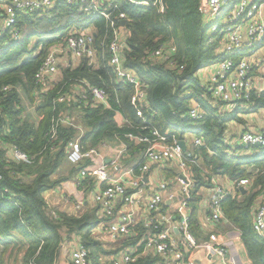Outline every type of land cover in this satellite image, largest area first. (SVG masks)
Here are the masks:
<instances>
[{"label":"trees","instance_id":"obj_1","mask_svg":"<svg viewBox=\"0 0 264 264\" xmlns=\"http://www.w3.org/2000/svg\"><path fill=\"white\" fill-rule=\"evenodd\" d=\"M112 1L119 6L118 11L125 14L122 60L145 90L142 113L146 121L137 115L131 104L133 86L117 82L108 65L111 30L98 12H85L84 5L70 6L63 2L48 11L30 15L19 12L15 23L18 38L10 32L0 38V141L3 144L0 145V264H29L31 261L55 264L65 231L78 235L89 250L91 264H102L99 256L107 253L91 235L97 222V206L88 208L79 217L55 211V218L42 197V192L57 187L79 171L76 165H66L67 142L79 133L78 129L58 124L56 137L50 138L52 125L66 111L74 115L76 124L83 128V149L117 138L133 160L143 155L147 144L126 137L128 133L150 136L151 129L155 128L178 140L200 138L202 146L189 145L188 148L197 162L190 164L195 186L188 200L189 224L196 238L199 188H212L210 179L214 176L230 181L253 178L250 189L224 196L221 207L223 219L240 232L252 264H264V240L253 228V208L264 189V152L254 157L246 153L226 156L227 123L233 119L243 124L242 131L246 130L245 121L238 114L263 110L264 93L255 94L250 106H239L232 112L220 110V103H216L218 100L207 86L204 71L225 54L219 52L218 39L207 43L208 31L199 11V0H163L162 13L152 6ZM116 25L119 26L118 22ZM73 29L92 31L97 52L95 62L88 66L86 59H80L74 67L60 68L58 79L52 80L43 92L39 89V97L34 96L33 77L47 51ZM168 42L175 47L170 60L152 54ZM79 79L103 88L108 95V106L56 100L59 93L66 94ZM7 85L11 90L3 92L2 87ZM17 86L34 104L37 122L25 117ZM191 102L202 106L201 119L191 120L186 116ZM8 145H16L32 162L10 160ZM142 162L143 159L139 160L134 172ZM161 171L169 179L177 175L176 170L168 166ZM77 185L89 190L94 184L85 177ZM166 208L165 203L163 210ZM133 227L122 241L121 249L133 248V260L126 264H162L157 255L143 253L144 241H141L154 230L146 228L144 223ZM93 247L95 254L91 253ZM22 248L23 254L19 255Z\"/></svg>","mask_w":264,"mask_h":264},{"label":"built area","instance_id":"obj_2","mask_svg":"<svg viewBox=\"0 0 264 264\" xmlns=\"http://www.w3.org/2000/svg\"><path fill=\"white\" fill-rule=\"evenodd\" d=\"M136 6H152L159 12L164 11L163 0H125ZM63 2L70 6H82L85 12H98L107 21L111 30V39L107 45L108 65L111 67L117 82L128 83L133 86L131 104L137 115L144 121L142 107L145 101V90L139 78L123 65V25L125 14L118 11V5L112 0H2L0 11V38L10 32L16 39L18 32L15 29L17 14L24 12L26 15L38 11H48L56 3ZM199 11L203 16L208 31L207 43L220 41L219 52L225 54L223 58L212 62L205 70L206 83L212 96L220 103L223 111L232 112L239 106L253 104L254 95L264 93V0H199ZM224 18V19H223ZM118 22L119 26L116 25ZM175 51L171 42L158 47L152 54L163 60H170ZM97 52L94 47V35L91 30L79 32L69 31L60 42L53 44L47 51L44 59L36 70L34 80V96L37 92H43L50 82L58 79V71L61 67L70 65V60L86 59L88 66L95 62ZM236 55V57H235ZM18 87V86H17ZM16 87V88H17ZM3 92L11 90V86H3ZM58 102L69 101L78 104L93 103L107 105L108 95L103 88L90 84L85 79L77 80L66 94L59 93ZM78 107V105H76ZM204 110L199 103L191 102L187 108L186 116L191 120H199L203 117ZM58 124L77 128L79 133L67 142L66 158L72 165H80L83 159L90 160V166H79V180L88 177L98 187L95 200L101 207V216L107 218V231L112 237L128 236L131 227L134 226L133 217L136 205L142 206L147 212L144 222L146 228H152L154 233L142 239L143 253L151 251L160 258L162 264H190L183 261L185 252L193 253L201 247H206L210 257L215 258L216 264H228V250L222 244L200 243L190 228L189 194L195 186L192 180L190 164H197L196 157L186 149L183 151L178 144V139L172 134L160 133L157 129H151L150 136L126 134L125 136L138 142L147 144L144 150L143 162L137 167V172L132 170L112 176L104 161L96 164L94 158L100 156L99 147H106L107 141L100 142L97 146L82 148L81 139L83 128L76 124L75 116L68 111L60 115L50 130V138L56 137ZM191 144L202 146V140L192 137ZM0 145H3L0 141ZM8 158L12 161L31 163L25 153L16 145H8ZM126 150L122 143L116 159ZM264 152V129L244 130L238 139L229 142L226 156L234 154L250 153L258 155ZM168 164L177 172L176 177L170 181L161 182L157 189L145 200L140 201L141 187L145 175L153 168ZM134 172L130 179L126 174ZM77 180V184L79 183ZM175 180L181 184V194L178 206L173 211L163 210L166 200L176 197L170 193L167 198L163 192L169 183ZM103 188L100 189V185ZM253 184V178L234 180L229 185L214 181L207 199L208 222H218L223 219L221 201L226 195H233L240 188L247 191ZM118 199L122 204L130 205L133 211H124L117 207ZM53 217H57L55 211L50 210ZM253 228L264 240V189L261 201L253 208ZM76 234V233H75ZM133 248L114 257L111 264H126L133 260ZM142 253V254H143ZM70 264H91L89 250L77 237L76 244L71 248L69 255ZM29 264H34L32 261Z\"/></svg>","mask_w":264,"mask_h":264},{"label":"crops","instance_id":"obj_3","mask_svg":"<svg viewBox=\"0 0 264 264\" xmlns=\"http://www.w3.org/2000/svg\"><path fill=\"white\" fill-rule=\"evenodd\" d=\"M2 0H0V11L2 10ZM80 60H74L73 58L70 60V66L74 67L76 66ZM62 68V67H61ZM59 73V72H58ZM59 77V76H58ZM24 97L26 102L24 101ZM19 98L21 100V106L24 109V115L29 120L37 122V115L35 113V107H32L31 104H33L27 96H25L24 93H22V96ZM30 107H29V106ZM34 106V104H33ZM34 109L35 116L32 112ZM264 110V109H263ZM262 110H259L257 112L252 113H245L248 116V120H245V128L248 130H263L264 129V114L261 113ZM254 113L258 114V117H255L252 122V119L250 116ZM122 122V120L120 119ZM229 121H232L233 124H236V131H230L228 132L229 135H227V140L229 142L236 141L242 131L243 124L237 123L235 120L231 119ZM228 124V123H227ZM229 126V124H228ZM186 148H189V145L191 144V138L186 137L185 139ZM106 147H99V154L100 156H96L94 158V161L96 164L100 163L101 160L104 161V164L107 166L109 172L112 176H118L121 173H125L127 171L132 170L136 166V164L139 162V160L143 159L144 155H138L134 160L130 157L129 154L126 153V150L124 153L116 159V156L118 154V150L121 147L122 143H117V145H114L113 142L107 141ZM115 148H114V147ZM144 154V153H143ZM248 156L254 157L255 155H252L250 153H246ZM67 159V158H66ZM91 161L83 159L80 163V165H77V169L79 170V166H88L89 168H92L90 166ZM66 165H71L69 161L67 160ZM165 166L170 167L168 164H162V166L153 168V171L147 173L145 175V180L143 179V186L141 187L140 194V201H145L156 189L159 183L165 182L167 180H171L169 178H166L163 176V173L161 169ZM128 173L126 174L127 178L130 179L134 174ZM78 178V172L61 182L57 187L53 189L46 190L42 192V197L44 201L46 202L49 211L53 210L58 213H62L68 216H75L79 217L81 216L85 211H87L88 208H93L94 206H97V222L94 225V229L91 231V235L93 238L98 240L101 243V248L104 253L103 255L99 256V261L102 264H109L111 263V260H113L114 257L120 256L123 252H128L130 250L129 247L122 248V241L124 239L123 236H117L112 237L108 234L107 231V218L101 216V207L99 203L96 202L94 196L95 193L98 190V187L94 184L93 188H90L89 190H85L82 188H79L77 185ZM210 181L212 182V188L214 185V181L219 182L221 184L229 185L231 182L226 177H216L211 178ZM169 185L166 188V190L163 192V195L165 198L170 193H173L176 197L180 196L181 194V184L180 182H168ZM103 188V184L100 185V189ZM212 188H208L205 186H202L198 190V194L200 195V201L197 203V212L196 216L199 218V224L198 227H196V233H197V239L200 243H210V244H222L224 245L228 250V264H252L251 260L248 258L246 249L243 245V242L240 238V232L234 228L228 221L221 219L218 222H208L206 220L208 210H207V204L206 199L211 191ZM261 193L258 194L256 203H259L261 201ZM179 199L176 201L171 202L168 204V208H166V211H173L179 204ZM117 207L124 211H133V207L130 205L122 204V202L118 199ZM133 217L135 220L134 226H140V224H143L147 218V212L144 208H142L141 204L136 205L133 212ZM132 228V227H131ZM134 228V227H133ZM78 235L73 232H63V241L60 244L57 256L55 258V264H70L69 263V252L71 248L76 244ZM79 238V237H78ZM24 249H21V252L19 255L23 254ZM114 252V253H112ZM146 253L153 254L151 251H146ZM183 261L185 263L190 264H216V260L213 257H210L207 253L206 247H201L197 249L195 252H185Z\"/></svg>","mask_w":264,"mask_h":264},{"label":"rangeland","instance_id":"obj_4","mask_svg":"<svg viewBox=\"0 0 264 264\" xmlns=\"http://www.w3.org/2000/svg\"><path fill=\"white\" fill-rule=\"evenodd\" d=\"M223 19H224V18H223ZM204 72L207 73V70H205ZM17 92H18V94L20 93V96H22V93H24L20 86L17 87ZM24 101L26 102L25 97H24ZM31 105H32V107H34L33 104H31ZM28 106H29V105H28ZM29 107H30V106H29ZM32 112H33V114H34V116H35L34 109L32 110ZM261 113L264 114V110H262ZM238 117H240V118L243 119L244 121H245V120H248V116H247V114H244V113H239V114H238ZM255 117H258V114H257V113H254V114H252V115L250 116V118L252 119V122L255 121V120H254ZM26 118H27V117H26ZM229 118H231L230 115H229ZM75 120H76V118H75ZM228 124H229V126H228V132H230V131H236V124H233L232 121H229ZM228 132H227V135H229ZM108 141H109L110 143L113 142L114 145H117V143H120L119 139H117V138H112V139H110V140H108ZM113 147H114V146H113ZM114 148H115V147H114ZM173 182H176V181L173 180L172 183H173ZM91 253H92V254H95V249H94V247L91 249Z\"/></svg>","mask_w":264,"mask_h":264},{"label":"water","instance_id":"obj_5","mask_svg":"<svg viewBox=\"0 0 264 264\" xmlns=\"http://www.w3.org/2000/svg\"><path fill=\"white\" fill-rule=\"evenodd\" d=\"M120 24L121 25H124L125 24V20L123 19V20H121L120 21ZM178 144H179V146L181 147V149L183 150V151H186V144H185V140L184 139H180V140H178ZM144 180H145V178H144ZM240 191L242 192V193H245L246 191H245V189H243V188H240ZM177 199H181V197L180 196H178V197H174V198H172L171 200H166V204H170L171 202H173V201H176Z\"/></svg>","mask_w":264,"mask_h":264}]
</instances>
